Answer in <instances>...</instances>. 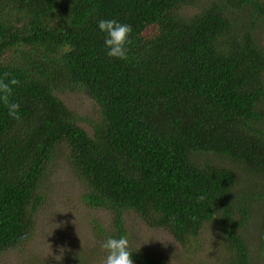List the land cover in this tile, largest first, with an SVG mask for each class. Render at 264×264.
<instances>
[{
	"label": "trees",
	"instance_id": "1",
	"mask_svg": "<svg viewBox=\"0 0 264 264\" xmlns=\"http://www.w3.org/2000/svg\"><path fill=\"white\" fill-rule=\"evenodd\" d=\"M100 19L131 25L126 60L106 54ZM263 27L264 0H0V80L19 81L21 117L0 101V258L38 264L34 215L67 157L83 202L110 213L97 231L126 237L134 264L166 262L131 245L127 212L190 252L209 226L214 258L264 264Z\"/></svg>",
	"mask_w": 264,
	"mask_h": 264
},
{
	"label": "rangeland",
	"instance_id": "2",
	"mask_svg": "<svg viewBox=\"0 0 264 264\" xmlns=\"http://www.w3.org/2000/svg\"><path fill=\"white\" fill-rule=\"evenodd\" d=\"M198 6H202L201 3ZM198 6L186 7L183 12L197 13L201 9ZM260 30L262 34L259 39L264 44V27ZM61 98L79 117H96V107L82 91L64 92ZM81 126L88 128L85 122H82ZM66 158L55 159L46 199L34 215L36 235L32 240L33 249L28 254L35 253L39 259L38 264H85L84 261L87 259H90L92 264H103L106 252L100 245L106 234L101 237L96 226L109 229L112 218L103 208H92L83 202L82 194L86 186L76 178ZM124 222L132 240L131 245L139 248L141 252L160 256L166 264H225L224 257L216 259L212 256L210 250L213 236L209 226L202 230L200 238L202 245L199 248L196 244L189 245L190 252L172 240L167 232L147 227L134 213H125ZM246 227L244 234L252 244L253 261L256 263L259 261L256 252L258 239L255 234L258 226L249 224ZM62 247L65 249L63 259L57 261L55 255L60 254ZM90 249L95 252H89ZM23 253H26V247ZM21 254L20 250L8 251L0 258V264H15L16 257L20 258Z\"/></svg>",
	"mask_w": 264,
	"mask_h": 264
},
{
	"label": "clouds",
	"instance_id": "3",
	"mask_svg": "<svg viewBox=\"0 0 264 264\" xmlns=\"http://www.w3.org/2000/svg\"><path fill=\"white\" fill-rule=\"evenodd\" d=\"M97 24L99 29L106 34L104 40V45L108 49L106 54L109 57L126 60L129 51L127 46L131 43V25L121 23L117 19H100L97 21ZM7 75L6 73L5 76ZM18 84L19 81L15 78L7 82L5 80H0V101H2L8 109V115L16 120L21 118L19 114L20 104L11 101L10 97L13 93V86ZM198 199L203 200L204 196H200ZM100 247L106 252L103 264H134L132 258L133 250L130 249L129 241L126 237L121 236L115 238L110 236ZM64 251L65 249L62 247L59 255H55L52 252L51 254L55 255L57 261H60L63 259Z\"/></svg>",
	"mask_w": 264,
	"mask_h": 264
}]
</instances>
